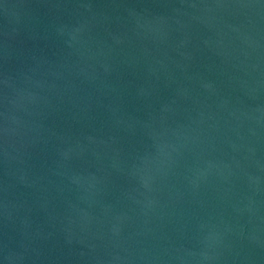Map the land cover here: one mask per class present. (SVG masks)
<instances>
[{"label":"water","instance_id":"water-1","mask_svg":"<svg viewBox=\"0 0 264 264\" xmlns=\"http://www.w3.org/2000/svg\"><path fill=\"white\" fill-rule=\"evenodd\" d=\"M0 264H264V0H0Z\"/></svg>","mask_w":264,"mask_h":264}]
</instances>
